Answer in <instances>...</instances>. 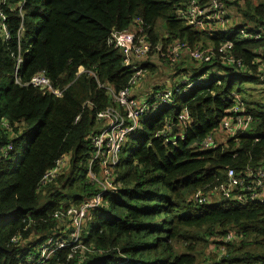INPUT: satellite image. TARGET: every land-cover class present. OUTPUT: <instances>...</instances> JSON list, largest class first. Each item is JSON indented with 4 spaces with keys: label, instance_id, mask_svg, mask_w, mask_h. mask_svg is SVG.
Here are the masks:
<instances>
[{
    "label": "trees",
    "instance_id": "1",
    "mask_svg": "<svg viewBox=\"0 0 264 264\" xmlns=\"http://www.w3.org/2000/svg\"><path fill=\"white\" fill-rule=\"evenodd\" d=\"M11 1L14 8L6 9L11 39L6 41L0 33V264H28L27 256L60 230L52 214L97 191L87 183L88 138L97 128V113L116 105L93 76L77 73L83 66L118 90L128 86L134 71L107 40L113 29L128 28L137 16L152 25L156 43L178 39L191 48H219L230 40L246 68L224 64L219 55L210 64L178 68L177 74H184L177 84L205 73L212 79L143 119L137 135L149 124L150 138L136 145L134 137L124 147L117 168L122 189L93 211L88 225L93 231L84 237L90 251L82 257L78 251L69 264H215V254L206 257L211 238L229 229L239 239L228 244L226 261L264 264V205L226 202L198 207L190 202L199 188L217 178L222 181L227 167L239 170L264 163V105H253L250 96L247 100L244 86L263 74L258 60L264 62V38L245 39L238 33L214 38L198 32L178 17L187 0H26L24 18L18 8L22 0ZM245 2L242 26L250 25V32L264 30V0ZM160 22L167 38L157 31ZM19 51L25 58L22 83L45 70L54 86L64 90L61 96L16 83L12 54ZM145 64L156 69V64ZM235 92L254 116L250 133L239 136L238 142L231 139L225 150H201L203 139L219 130ZM185 106L191 114L186 139L176 144L157 139L155 134L167 122L178 125ZM9 144L13 150L6 156L2 149ZM65 155L71 156L70 168L45 193L39 191L43 175ZM70 250H60L52 263L66 259Z\"/></svg>",
    "mask_w": 264,
    "mask_h": 264
},
{
    "label": "built area",
    "instance_id": "2",
    "mask_svg": "<svg viewBox=\"0 0 264 264\" xmlns=\"http://www.w3.org/2000/svg\"><path fill=\"white\" fill-rule=\"evenodd\" d=\"M231 0H208L202 3L199 0H187L177 11L179 19L184 21L192 29L207 35L215 32L224 34L238 33L245 39L260 40L264 38V30L250 32L247 28L232 29L230 27V12L228 3ZM26 0L19 4L20 16L24 18V6ZM14 8L11 0H0V33L6 41L11 39V31L8 26L9 16L6 9ZM152 25L141 16L133 19L128 28L124 30L113 29L108 37V45L121 50L124 65L134 71L128 86L118 90L113 85L100 81L94 70H88L81 66L77 75L87 73L93 76L98 87L106 91L109 98L116 106H109L97 113L96 129L89 135L91 143L90 157L88 159L87 183L96 188V192L86 195L79 204L71 202L67 207L59 209L52 214L58 221L60 230L40 244L36 252L27 256L28 264H69L78 251L81 257L90 249L84 244L85 220L92 217L93 211L105 204L106 197L117 193L122 189V184L117 181V168L121 162V154L129 142L130 134H137L142 129L143 119L153 111L163 106L172 105L180 94H188L195 87L209 84L212 76L205 73L195 79H187L175 86L152 91L148 97L138 98L135 94L138 83L143 79L145 71L143 62L156 64L157 61L167 63L172 68L177 67L185 60V55L200 64H210L219 55L222 63L233 65L244 70L246 68L242 59L233 53L234 43L226 40L217 48L215 45H198L191 48L188 42L173 40L166 45L160 40L153 41L150 31ZM166 35L165 38H167ZM15 60L14 78L16 83L32 85L43 91H48L61 96L64 90L56 88L45 70L39 71L30 81L22 83L20 74L23 72L25 58L21 51L12 54ZM79 117L77 118L78 121ZM191 122V114L185 106L178 116V125L166 123L163 130L155 134L157 139L166 143L176 144L177 141L186 139L187 129ZM254 123V116L249 112L242 96L233 93V105L228 110L217 132L207 135L200 144L201 150L211 151L229 146L231 139L238 142L239 136L250 133ZM6 128L9 124L4 122ZM258 141V139H256ZM4 155L12 150L11 144L2 149ZM236 153L234 157H237ZM71 160L70 155L59 158L55 166L49 169L39 182V191H43L51 183L56 182L64 173ZM69 168V167H68ZM67 168V169H68ZM46 192V191H45ZM44 192V193H45ZM190 202L201 207L205 205L222 204L232 202L240 205H264V163L259 165H247L237 169L227 167L224 178H217L216 183L205 185L196 190L190 197ZM19 236L13 240L18 242ZM239 239V235L233 229L225 232H217L211 238L206 256L215 253V264H229L226 261L228 244ZM70 248L66 259L52 263L60 250ZM121 264V263H120Z\"/></svg>",
    "mask_w": 264,
    "mask_h": 264
},
{
    "label": "rangeland",
    "instance_id": "3",
    "mask_svg": "<svg viewBox=\"0 0 264 264\" xmlns=\"http://www.w3.org/2000/svg\"><path fill=\"white\" fill-rule=\"evenodd\" d=\"M157 31L160 33V35H161L160 37H164L166 35V31H165V27H164V23L163 22H160L158 24ZM151 65H154V64H151ZM154 66H156L155 73H153L155 75L152 74V76H156L159 73L164 74L165 72H167L169 76H172V78H174L177 75H182V73L181 74H177L178 68H181V66H185L186 67V66H188V64L185 63V64H182V65H179L177 67L172 68L171 66H169L165 62L157 61L156 65H154ZM262 73L263 74L261 75L259 80L258 79L255 80V81H258V82H252V83L245 82L244 83V86L247 88L246 89L247 90V95L245 97H246L247 100H249V96H250L253 105L258 104V103L264 105V72L262 71ZM146 74L148 75L149 73L147 72ZM140 82L137 85V89L135 90V94L138 96V98H142L143 99V98H145L146 93H143L144 96H141V95L138 94V91H137L141 87L140 86ZM166 87L167 86H160V87H157L155 90L164 89ZM155 118H156V116L155 117L153 116L152 119H151V122H154ZM134 137L136 138V141H135L136 145L144 143L147 139L150 138V125L148 124L146 127L144 126V130L141 131L138 135L137 134H130L129 137H128V140L129 141L132 140V142H134ZM68 167L70 168V166H67V168ZM48 188H49V186L46 187L43 190V192H45ZM91 219L92 218H89V219L85 220L84 226L85 225H89V222L91 221ZM92 231H93V226H89V227L87 226L86 229L84 230V236L87 238ZM177 248L181 249V245L179 243L177 244ZM212 254H215V253H212ZM200 259L203 261V257H201Z\"/></svg>",
    "mask_w": 264,
    "mask_h": 264
},
{
    "label": "crops",
    "instance_id": "4",
    "mask_svg": "<svg viewBox=\"0 0 264 264\" xmlns=\"http://www.w3.org/2000/svg\"><path fill=\"white\" fill-rule=\"evenodd\" d=\"M252 1L253 4H258L259 0H250ZM234 2H237V4H233ZM230 4L229 7V12H230V27L232 29H237V28H247V26L250 25H243L244 19L242 17V13H241V8H245L246 7V2L245 0H233ZM224 32H215L214 35H209L210 37H218L220 36V34H222ZM210 45H214V44H210ZM185 62L188 64V66H181V68L183 69V71L185 69H188L190 64H195L197 65L194 61H192L190 59V57L188 55H185ZM258 62L262 63L260 64V71L264 72V62L259 59ZM149 63V62H148ZM152 64V63H149ZM145 69L144 73H143V79L140 82V89L137 90L138 94L141 96H144L143 93H146L145 96H148L149 93H151L152 91H154L157 87L160 86H175L177 85V82L179 79H182V75L184 74V72H182V75H177L174 78H172V76H169L167 72H165L164 74H157L156 76H152L153 73H155V69L152 70L151 67H147L146 64L143 62L142 65ZM149 73L148 75L146 73ZM155 75V74H153ZM261 77V76H260Z\"/></svg>",
    "mask_w": 264,
    "mask_h": 264
},
{
    "label": "water",
    "instance_id": "5",
    "mask_svg": "<svg viewBox=\"0 0 264 264\" xmlns=\"http://www.w3.org/2000/svg\"><path fill=\"white\" fill-rule=\"evenodd\" d=\"M174 128H176V125H174Z\"/></svg>",
    "mask_w": 264,
    "mask_h": 264
}]
</instances>
